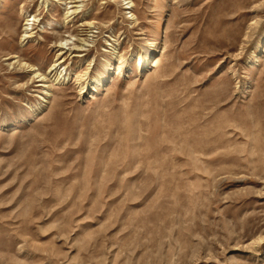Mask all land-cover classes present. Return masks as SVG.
Instances as JSON below:
<instances>
[{
    "label": "rangeland",
    "instance_id": "1",
    "mask_svg": "<svg viewBox=\"0 0 264 264\" xmlns=\"http://www.w3.org/2000/svg\"><path fill=\"white\" fill-rule=\"evenodd\" d=\"M0 264H264V0H0Z\"/></svg>",
    "mask_w": 264,
    "mask_h": 264
},
{
    "label": "bare ground",
    "instance_id": "2",
    "mask_svg": "<svg viewBox=\"0 0 264 264\" xmlns=\"http://www.w3.org/2000/svg\"><path fill=\"white\" fill-rule=\"evenodd\" d=\"M26 26H27V25H26ZM25 30L27 31V29H25ZM27 37H28V36H27ZM27 37H26V38H27ZM61 45H62V43H60V46H61ZM60 48H61V47H60Z\"/></svg>",
    "mask_w": 264,
    "mask_h": 264
}]
</instances>
